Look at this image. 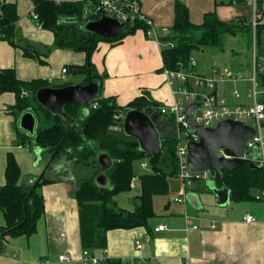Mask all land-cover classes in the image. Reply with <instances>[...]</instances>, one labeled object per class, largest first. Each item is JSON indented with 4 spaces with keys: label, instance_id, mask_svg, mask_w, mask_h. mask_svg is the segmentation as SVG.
Wrapping results in <instances>:
<instances>
[{
    "label": "crops",
    "instance_id": "1",
    "mask_svg": "<svg viewBox=\"0 0 264 264\" xmlns=\"http://www.w3.org/2000/svg\"><path fill=\"white\" fill-rule=\"evenodd\" d=\"M222 1L224 0H141V9L158 29L171 30L178 2L189 8L190 19L195 24H201L204 15L214 10L223 21L237 22L242 19L245 25L253 23L255 16L254 10L252 13L249 9L252 7L251 3L246 0H231L229 4L217 5ZM5 3L16 5L19 16L17 39L31 42L40 51L47 49L49 56L47 64H40L38 60L24 57L21 49L0 40V70L14 68L18 79H39L49 82L51 87L82 84L85 79L82 83H70L68 78L70 73L84 75L71 71L70 68L83 66L86 63V53L53 48L54 34L42 29L39 21L32 17V0H0V16L1 6ZM260 8L258 19L264 23V3H261ZM141 24L146 26L145 23ZM148 29L147 26L138 28L134 34L125 37L117 45L100 42L92 56L98 73L107 75L102 86V96L115 98L121 108L127 107L145 94L163 106H170L176 100L174 87L168 83L167 75L163 71V51L166 47L155 37H149ZM240 36L228 35L225 42L239 46L243 42ZM251 39L252 36L248 42L241 45V48L246 50L242 49V52L247 54L243 59L237 54L234 56L232 50L235 49L226 47L224 51L204 49L196 51L193 55L197 60L193 71L218 80V95L225 96L232 105H253V99L250 97L251 82L231 80L236 76L250 78L253 75L254 55ZM227 54L234 57L230 58ZM262 61L264 64V59ZM258 67L264 72V65L260 64ZM64 69H68L65 75L62 74ZM223 79H226V82H223ZM58 81L66 82L56 84ZM234 91L242 93L243 102L238 103L241 96L235 98ZM258 92L260 98L262 92L260 89ZM250 100L252 103L248 104ZM15 103V94H0V186L6 183L5 170L9 153L15 157L21 168L22 186L31 187L41 178L52 183L43 187L45 213L37 224L36 232L29 238H7L0 253V264H81L84 250L81 245L76 192L78 182L86 176L80 171V168L84 167H75L73 160L67 155L60 154L52 160V155L34 144L22 145L16 129L18 116L10 111V107ZM245 123L253 127V124ZM169 131L170 128L165 133L168 134ZM253 151L257 160L259 153L257 150ZM31 156L35 157L34 162ZM43 160V166L37 165ZM92 170L87 178H94L95 170ZM145 171H149V166ZM216 187L223 188L218 183ZM140 192L141 190L138 191V196ZM252 194L253 200L236 203L232 201L229 191V202L224 206L219 205V199L210 190L206 179L200 180L186 195L185 203L176 201L174 206L169 203L165 207V213L157 215L155 212L156 216L149 221L148 228L109 231L106 249L95 251L94 255L108 261H119L121 264H264V190L253 189ZM134 206L136 207V202ZM186 213L193 217L197 229L187 230ZM248 216H252L255 221L248 222ZM4 225L5 217L0 210V227ZM161 225H166L167 229L156 232L155 229ZM213 226L216 227L212 228ZM137 242H141L143 247L137 248ZM64 254L71 256L72 261L60 262L59 256Z\"/></svg>",
    "mask_w": 264,
    "mask_h": 264
},
{
    "label": "trees",
    "instance_id": "2",
    "mask_svg": "<svg viewBox=\"0 0 264 264\" xmlns=\"http://www.w3.org/2000/svg\"><path fill=\"white\" fill-rule=\"evenodd\" d=\"M91 1L97 2V0H82L58 3L55 0H32L33 12L38 15L41 28L54 34L53 48L86 53V63L83 66H72L70 70L86 75L83 85L94 81L103 86L107 75H100L92 62V56L98 44L100 42L120 44L125 37L134 34L138 28H146V26L125 24L121 33L110 39L93 35L84 30V24L88 20L100 18V15L88 14L90 11V9L87 10L88 3ZM261 3H264V0H259L257 5L255 46L257 63L262 66L264 65L262 61L264 59V23L258 19ZM15 6L12 3L1 6L0 40L21 49L24 57L38 60L40 64H47L46 60L49 56L47 49L40 51L31 42L17 39L19 16ZM244 28L250 31L242 19L237 22H226L221 20L215 11L206 13L201 24H195L190 19L189 8L184 3L178 2L170 35L163 38V41L172 40L175 43L174 49L166 48L163 51V71L178 69L179 62L187 65L196 51L204 49L224 51L226 37L240 34L239 32ZM251 36L250 41L253 46L254 33H251ZM258 68V89L262 92L258 101L264 103V72ZM66 85L69 84L64 86ZM44 87H51V85L39 79L22 81L18 79L14 68L0 70V94L8 92L16 95V103L10 107V111L18 116L17 120L27 111H32L37 119V132L33 137L16 126L19 142L26 146L34 144L49 155L54 153H57V156L67 155L73 160L75 167L95 170L94 178L80 179L76 192L81 245L83 250L91 251L94 255L95 251L106 249L109 231L148 228L149 221L156 216L153 198L170 195L169 180L178 178L179 173L175 121L163 115L161 112L163 105L152 100L147 94L136 98L125 108L119 107L115 98H106L101 94L95 102L96 107H94L95 104L83 106L74 103L64 108L63 116L71 125V129H68L58 116L47 112L37 103L35 94ZM84 108H89L87 115L83 111ZM129 109L142 111L152 118L159 117V130L163 139L161 152L154 156H143L138 142L122 133V117L115 119V116ZM115 127L120 131H116ZM169 128L171 130L166 135L165 132ZM100 152L108 153L114 160V167L107 173L111 182L110 188H99L94 182L99 173L97 156ZM145 157L149 164V171L139 176L141 192L137 198L136 208L130 212L118 208L115 196L131 192L132 182L135 179L134 164ZM20 177L21 168L15 157L9 153L5 170L6 183L0 186V210L5 217V225L0 227V253L7 238L32 236L45 213L43 187L52 181L41 178L38 183L30 187L22 186ZM218 185L230 190L233 202L251 201L254 199L253 189L264 190V171L261 168L253 169L245 163L238 170L224 171V181L219 182ZM106 264L121 263L107 260Z\"/></svg>",
    "mask_w": 264,
    "mask_h": 264
},
{
    "label": "water",
    "instance_id": "3",
    "mask_svg": "<svg viewBox=\"0 0 264 264\" xmlns=\"http://www.w3.org/2000/svg\"><path fill=\"white\" fill-rule=\"evenodd\" d=\"M123 29L122 24L106 14H101L97 20H88L84 24V30L102 39L117 37ZM102 92V86L98 82L90 81L88 84H70L63 87H44L37 91L35 98L37 103L47 112L58 116L68 129L71 125L63 116V110L67 105L79 103L83 106L93 105ZM199 103H193L186 109L187 119L198 108ZM87 115L89 108L83 109ZM160 119L152 118L148 114L129 109L125 111L122 123V133L135 139L143 156H154L163 149L162 134L159 130ZM199 134L198 142L188 144V168L193 173H204L206 183L218 197L219 205L229 202V189H218L216 183L224 181V171H235L248 163L251 168H261L254 156L253 150L246 151L248 141L256 134L255 129L243 121L225 120L213 128H204L192 125ZM18 127L29 136H35L37 132V119L32 111L24 112L18 120ZM224 150V155H218ZM57 153L52 155L55 159ZM99 173L95 177V184L99 188H110L111 182L107 173L114 167V160L106 152H100L97 156ZM40 181V180H39ZM38 181V182H39ZM190 199V194L188 195Z\"/></svg>",
    "mask_w": 264,
    "mask_h": 264
},
{
    "label": "built area",
    "instance_id": "4",
    "mask_svg": "<svg viewBox=\"0 0 264 264\" xmlns=\"http://www.w3.org/2000/svg\"><path fill=\"white\" fill-rule=\"evenodd\" d=\"M82 0H76L79 2ZM251 3L257 11V5L259 0H246ZM90 11L88 14L107 16L118 20L122 26L125 24L135 25L145 23L149 28L147 34L149 37H155V39L166 48L174 49L175 43L172 40L163 41L162 37L169 36L170 29L163 28L158 29L155 27L153 21L147 14L143 13L141 9V0H97L96 3L92 1L88 3ZM257 13V12H256ZM33 19H39L38 15L32 13ZM41 27V26H40ZM257 27V16L255 14L253 20L254 29V72L252 77L245 78L244 76L233 77L232 81H249L252 86L250 88V97L253 99V105L245 107L244 105H232L229 103L225 96H219L217 93V86L219 81L212 77H207L195 73L193 68L197 65V60L194 57L190 58L189 63L186 65L183 62H179L178 69L171 70L165 69V74L168 78V83L174 87L173 94L176 97L174 104L170 106H163L161 112L168 118H173L175 121L176 137L178 139V145L176 150V156L179 164L178 178L182 182L181 190L182 195L176 200L178 203L186 202V195L194 187L195 183L206 179L204 173H193L187 164L188 160V144L190 142H198L199 134L192 128V125H197L204 128H213L218 123L225 120H236L246 122L247 120L253 121V128L256 134L251 138L247 145V150H257L259 153L258 163L262 165L264 171V103L258 101V81H257V55L255 46V29ZM161 32V33H160ZM63 74H67V69H64ZM226 82V79L222 80ZM235 98H240L238 91L233 92ZM193 103H199V108L190 116V121L187 119L186 109ZM96 107V104L94 105ZM118 119L121 118L116 115ZM123 121V118H122ZM218 155H224V150H220ZM148 162L142 163V167L147 169ZM187 221V230H195L198 227L193 223V217L185 214ZM248 222H254L255 219L252 216L246 218ZM213 226L212 228H215ZM166 225H161L155 229L156 232L166 230ZM137 248H142L141 242L136 243ZM59 261L63 263H69L72 261L71 256L64 254L59 256ZM107 260L101 259L93 255L90 251L84 250L82 253L81 264H106Z\"/></svg>",
    "mask_w": 264,
    "mask_h": 264
},
{
    "label": "rangeland",
    "instance_id": "5",
    "mask_svg": "<svg viewBox=\"0 0 264 264\" xmlns=\"http://www.w3.org/2000/svg\"><path fill=\"white\" fill-rule=\"evenodd\" d=\"M230 2H231V0H224L222 2H219L217 5H221V4L226 5V4H229ZM200 4H198V5H200ZM252 7H253V5H252ZM252 7H249V9L252 10V13H253V10H254V16H255L256 9H254V7L252 9ZM195 14L196 13L194 11V16H195ZM247 25L250 28V31L247 28H244V29H242L239 32L240 35H241L240 39L244 43L248 42L249 39H250L251 33H254V29H253V26H252L253 23L247 24ZM243 42H241L239 46H234L233 44L229 43V41H228L227 43L225 42L226 43L225 47L227 49H232V48L235 49V51L232 50V52L235 53L234 56H236V54H237V55H239L242 58L243 56L245 57L247 55L246 53L242 52L243 48H241V45L243 44ZM243 51H246V50L243 49ZM227 55H229L230 58L234 57V56H230V54H227ZM68 79H69L70 83H82L83 80L86 79V75L84 76V75L70 73ZM65 82L66 81H64V82L63 81H58L56 84H62V83H65ZM249 84L252 86L251 83H249ZM241 94L242 93H240V95ZM243 98H244V96L242 95L241 99L238 100V103L243 102ZM251 103H252V101L250 100V103H248V104H251ZM231 104H233V103H231ZM238 105H242V104H238ZM245 107H248V106H245ZM120 116L123 118V116H124V112L123 111L120 112L119 117ZM115 119H118L117 116H115ZM121 122L123 123V121H121ZM246 122L248 124H251V125L253 124V122L251 120H247ZM117 127H115L116 131H120ZM30 151H34V149L31 148ZM31 157H32V160L34 162L35 157L34 156H31ZM146 160L147 159L145 157L143 160H139V161L135 162V164H134L135 179H134V181L132 183L133 185H132L131 192L121 193V194H118L117 196H115V201L117 203L118 208H121V209L123 208V210H125V211L134 210L136 208L134 206V203L137 202L138 191L140 190L139 176L142 175L143 173L147 172V171H145L146 169H144V168L142 169L141 168L142 167V163H144ZM38 164L43 166L44 165V160L41 161L40 163L38 162L37 165ZM32 166H34V163H32ZM80 171H81L82 175L86 174V176H83V177H87V176H89L91 174V171H93V170L92 169H88L87 167H84L82 169L80 168ZM169 182H170V186H171L170 195H168V196H155L153 198V206H154V209H155V212H156L157 215H159L160 213H165V207L169 203H171L174 206L176 200L178 199V197L182 195V190H181L182 182H181V180L179 178H175V179H170Z\"/></svg>",
    "mask_w": 264,
    "mask_h": 264
},
{
    "label": "flooded vegetation",
    "instance_id": "6",
    "mask_svg": "<svg viewBox=\"0 0 264 264\" xmlns=\"http://www.w3.org/2000/svg\"><path fill=\"white\" fill-rule=\"evenodd\" d=\"M95 104V103H94Z\"/></svg>",
    "mask_w": 264,
    "mask_h": 264
}]
</instances>
